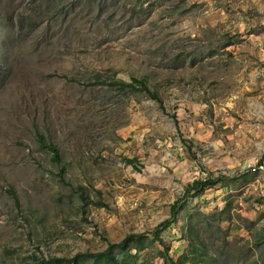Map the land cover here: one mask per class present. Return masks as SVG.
I'll return each instance as SVG.
<instances>
[{"label": "rangeland", "instance_id": "rangeland-1", "mask_svg": "<svg viewBox=\"0 0 264 264\" xmlns=\"http://www.w3.org/2000/svg\"><path fill=\"white\" fill-rule=\"evenodd\" d=\"M97 74L144 79L161 103ZM263 155L264 0H0V264H68L144 232L146 255L115 264H164L151 231L220 174L177 227L191 215L212 264H264L246 166ZM179 228L161 234L175 257Z\"/></svg>", "mask_w": 264, "mask_h": 264}, {"label": "trees", "instance_id": "trees-1", "mask_svg": "<svg viewBox=\"0 0 264 264\" xmlns=\"http://www.w3.org/2000/svg\"><path fill=\"white\" fill-rule=\"evenodd\" d=\"M96 81L100 84H108V86L110 87L117 86L118 89L124 91L125 93L134 91L144 92L152 99H155L161 103V99L158 94L149 88L144 79L132 77L129 81H125L122 79L113 78L112 80L107 81L105 79H101V75L97 74ZM175 122H177V119H175ZM37 140L42 147L47 148L52 152V159L54 161H61L59 148L45 134L38 132ZM186 142H188L189 144V141L186 140ZM135 160V158L127 159L129 163H134ZM224 178L225 176L220 174L216 177L209 176L206 178L194 179L186 186L184 195L176 199L171 204L170 217L162 220L153 228V230L151 231L152 240L159 241V243L163 246V249L159 251L158 256L161 258L164 264H212L207 260L206 251L199 244L198 237L195 233V227L191 223V215L187 214L180 220L182 228L177 227V218L185 211V204L188 197H198L206 188L214 187L215 185L224 181ZM223 211L225 210H222L220 214H222ZM225 219V216L219 217L216 221V225L220 227L222 221ZM173 227L179 228L180 231H183V233L185 234V238L188 239L187 250L181 252L176 257L175 251L172 254L170 253L171 246L168 245L161 236L162 232ZM146 238H148V233L145 232L130 233L120 242L109 243L107 248L103 251L96 253L78 254L76 257L70 259L69 263L78 264L79 256L91 258L93 260V264L120 263L128 260L132 256H134L135 258H139L143 254L146 255L145 252L143 253V249L147 248L145 246ZM63 261V258L54 257L48 260L40 261L41 263L39 264H64ZM83 261L84 259H82L81 264H85Z\"/></svg>", "mask_w": 264, "mask_h": 264}, {"label": "built area", "instance_id": "built-area-1", "mask_svg": "<svg viewBox=\"0 0 264 264\" xmlns=\"http://www.w3.org/2000/svg\"><path fill=\"white\" fill-rule=\"evenodd\" d=\"M246 166L251 174L262 177V188L264 190V155L256 157L253 161L247 163Z\"/></svg>", "mask_w": 264, "mask_h": 264}]
</instances>
